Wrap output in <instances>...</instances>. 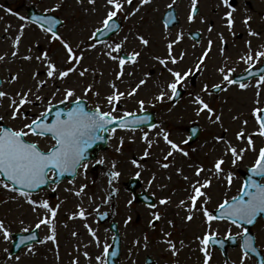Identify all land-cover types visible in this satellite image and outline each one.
I'll return each mask as SVG.
<instances>
[{
    "label": "rangeland",
    "instance_id": "rangeland-1",
    "mask_svg": "<svg viewBox=\"0 0 264 264\" xmlns=\"http://www.w3.org/2000/svg\"><path fill=\"white\" fill-rule=\"evenodd\" d=\"M181 1L185 0H175L174 3L181 23L173 31L168 32L161 26V13L169 4L174 5L173 0H153L150 6L147 5V12L128 15L139 5L137 0L131 10H128V4L125 3L124 11L118 13V20L123 21L122 30L105 42L97 43L89 37L96 29L103 27L102 20L110 7L106 0H95V4H89L88 0H0V56L4 57L0 60V77L3 81L1 90L8 93L0 105V117H3L0 124L20 129L24 123L39 118L52 105L60 103L66 88H74L76 95L86 100L91 108L99 105L101 110L111 111L113 106L107 103L106 97L113 94V84L119 92L125 93L114 104V116L149 111L155 113L158 119L157 126L151 130L112 133L110 149L101 155L99 161L104 162L100 163L98 170L93 171L88 165L87 170L82 168L76 180L34 194L33 200H47L52 208L58 206L57 214L51 220L55 226L56 242L47 240L51 235L50 226L42 225L38 231L41 241L45 242L12 255V238L6 241L0 233V264H74V261H78V264H105L104 247L107 245L109 249L113 237L110 229L112 223L118 224L122 237L119 264H146L148 257L155 264H203L201 239L206 234L215 233L216 237L227 238L230 231L231 236L239 239L243 235L242 227L227 221H213L209 229L203 210L207 208L210 212L218 209L225 200L229 201L236 196L243 180L239 171H245L257 162L264 145V137L258 134L259 114L255 112L256 109H264V83L256 79L241 89L239 85H231L224 80V75L231 79L233 72L244 71L250 64L257 66L264 63V57L256 58L258 51H264V0H237L238 5L232 13L234 24L231 29L225 17L229 10L221 5L220 0H201L199 3L203 17L207 16L209 21H213L210 26L206 20H186L188 3L184 6ZM57 4L60 5L57 11H47ZM29 8L58 16L63 22L58 29L59 35L77 54L83 53L84 58L77 70L64 80L48 78L46 61L36 59V56L47 52L57 69L65 70L72 66L66 61L67 53L63 44L59 40L53 41L50 33L28 21ZM248 17L251 19L246 24L245 19ZM196 31L202 34L199 43L186 35ZM250 32L258 35H251ZM18 35H21V39L17 47L14 45ZM181 35L182 39L173 43L171 50V57L177 59L174 64L169 56L168 44L177 41ZM139 36L147 39L149 44L143 45ZM209 41H212L211 51L200 63ZM92 43L96 44L95 48L88 47ZM116 43L123 47L113 55L140 53L135 63H125L124 74L120 79L116 78L120 71L118 60L105 55L109 51L106 45L114 46ZM13 51L17 52L15 57L12 56ZM249 54L253 56L251 61L247 60ZM26 56L32 59H24ZM161 59L166 61V66L159 62ZM198 64L199 69H196ZM84 68L88 71L81 77L79 72ZM169 68L182 75L201 70L194 84L189 77L183 81L181 86L185 93L176 104H173L168 89V84L174 79ZM13 76L18 79L12 81ZM42 80L46 83L37 92L36 85ZM140 80L146 83L139 87L135 95L128 96L127 93ZM216 84L222 85V90L212 93L211 88ZM88 85H92V91L85 95L84 89ZM205 85L208 86L206 92L203 90ZM29 88L33 89L28 97L32 102L23 106L16 120L11 119V99L19 100L16 94ZM57 88L61 91L57 92ZM161 92L166 93L163 102L155 99ZM36 95H40L42 100H36ZM197 95L214 110L215 114L211 118L207 110L198 114L200 105L194 103ZM140 100L145 102L143 110L140 108ZM217 116L219 120H216ZM194 123L202 127V134L196 143L188 145L185 143L189 136L187 129ZM241 132L244 137L238 138L237 134ZM145 133L151 142L150 148L143 139ZM165 134L188 155L171 149V145L164 140ZM248 137L252 138V144L248 143ZM26 139L38 143L45 151L54 143L49 138L35 135H29ZM231 148L237 150V156H233ZM146 150L149 152L147 157L144 156ZM169 151H173V155L165 160ZM219 160L224 163L221 165L222 171L217 173L215 164ZM164 163H168L169 167H162ZM198 168L204 169L199 176L196 175ZM116 171L120 172V176L113 178L111 173ZM229 175L232 178L230 184ZM135 176L142 184L138 193L144 191L152 195L157 203L154 208L149 209L138 203L128 191L127 183ZM185 176L188 179H184ZM197 181L200 184H196ZM205 181H211V185L201 188L205 195L198 198L195 210H192L193 185L200 187ZM82 185H87V188L78 197L74 193ZM53 189L56 192L55 198L50 197ZM165 198L169 203L160 204V200ZM81 207L87 219H71L72 214L77 213ZM105 212L109 220L102 224L98 214ZM155 213L160 214L159 220H155ZM189 214L193 216L191 221L187 219ZM44 215L51 217V213L43 208L33 211L32 206L18 193L10 194L0 186V220L4 221L11 234L25 232V228L32 231ZM129 217L131 221L126 224ZM86 225L95 231L99 245ZM252 231L257 247L264 254V221L260 220ZM167 241L175 244L177 255H173ZM208 250L212 257L210 264H241L243 252L240 247L229 251L228 262L220 251L209 246ZM85 252L89 254L88 257L84 256ZM244 264H256V260L248 256Z\"/></svg>",
    "mask_w": 264,
    "mask_h": 264
},
{
    "label": "snow or ice",
    "instance_id": "snow-or-ice-1",
    "mask_svg": "<svg viewBox=\"0 0 264 264\" xmlns=\"http://www.w3.org/2000/svg\"><path fill=\"white\" fill-rule=\"evenodd\" d=\"M89 4H95V0H88ZM133 0H106V4L110 6L107 10L105 18L102 20V28L96 29L89 39L95 40L96 34L99 32H106L111 31L117 25L113 23L114 18L117 17L118 13L124 11L125 3L132 4ZM152 0H139V5L142 7L143 5L151 4ZM175 0H173V4ZM223 3L226 7H229L231 10L226 13V20L228 27L231 29L232 25L234 24V20L232 19V13L235 9L230 4V0H223ZM196 5L197 0H192V10L188 16V20L191 22L194 19V15L196 13ZM60 5H55L52 9L47 11L55 12L59 9ZM169 8L172 7V4L168 5ZM11 10H9L10 12ZM140 11V7H136L133 12H130L128 15H135L136 12ZM127 18V17H125ZM20 19H24L20 17ZM251 17L245 19V23H248ZM35 22L41 25V30L47 33H50L51 39L53 41L59 40L62 44L64 49H66V61L71 67L66 68L65 70H59L56 67V64L50 60L48 57L47 52L42 53L39 56H36L37 60L46 61L47 63V77L48 78H57L60 80H64L67 78L70 73H73L77 70V66L83 60V53L77 54L74 49L70 46V44L63 39L62 36L59 35L58 31L55 30V27L59 20L52 16L46 17H37L35 18ZM46 25V27H45ZM211 30V29H209ZM20 33H23V27L20 29ZM251 35H258L257 33L250 32ZM21 35H18L15 38V45H19ZM125 41L127 37L124 38ZM138 39L141 43L145 46L149 44V41L145 39L143 36H139ZM182 39V35L177 38V41L168 44L169 49V56L171 57V50L173 43L178 42ZM212 41H209L208 48L203 53L202 57L200 58V63H203L204 58L208 56V53L211 51ZM109 51L105 53L110 59L118 60L120 71L116 74V78L120 79L124 72V65L126 61L135 63L136 58L140 55L139 52H133L125 56H116L113 53H119L122 49L123 45L120 43H116L113 45H106ZM88 47L95 48L96 44L92 43ZM17 52L13 51L12 56H16ZM260 57H264V51H258L256 53V58L259 59ZM182 58V57H181ZM4 57L0 56V60H3ZM24 59H32L31 56H26ZM172 63H177V59L175 57H171ZM243 59V58H242ZM253 56L249 54L247 56V60L251 61ZM159 62L162 65L166 66V61L161 59ZM197 69H199V64L197 65ZM88 71L87 68H84L79 72V75L83 77L85 73ZM168 71L171 73L172 77H174L173 81L168 84V89H170L171 96L170 98H175L179 95L178 86L182 84V81L189 75V73H184L183 75L179 71H174L173 69L169 68ZM191 70H189L190 72ZM223 72V69H220ZM18 79L17 76L12 77V81ZM224 80H226L229 84L236 83L235 80L229 79L228 75H224ZM259 82L264 83V75L259 77ZM46 81H39L36 85V91L39 90L44 86ZM145 80H140L139 84L132 89L131 92L127 93L128 96H133L136 94L139 87L145 84ZM240 88L244 89L247 87V84L240 83ZM111 87L114 89L113 94L108 95L106 97L107 103L110 106H113L111 111H103L101 110L100 106L97 105L95 109L89 110L84 107L83 100L76 95V91L74 88H66L64 89V99L60 101V103H66L71 99L72 107H70L66 112H57L55 116V120L52 123L47 122V115L51 111V108L47 109L45 112L40 114L39 118H34L31 122H26L23 124V127L20 129H14L11 127H0V177L4 179H0V186L4 189L18 193L19 197H23L24 200L32 206L33 211L38 208H43L46 212L51 213V217L48 215H44L39 222L36 223L35 228L39 229L42 225L50 226L51 235L47 237V240H51L53 243L56 242V231L54 224L51 223V220H54L57 211V208H52L47 200L43 202H38L32 199V196L36 189H39L42 185H46L51 183H55L57 176H64L66 173L72 174L75 176L77 174V170L79 168H84L87 170L88 163H86V152L89 147L98 139H100L99 133L103 131H108L109 125L117 124L119 128L125 129L129 126L130 121L127 117L133 116V113H125L124 116L117 117L114 116L112 113L115 111L114 104L118 103L120 98L125 95L123 92H119L116 89V86L113 84ZM213 87L219 89L220 85L216 84ZM259 87V84L257 85ZM205 92L208 90V86L205 85L204 89ZM57 92H60L61 89L57 88ZM90 91H92V85H88L84 89V94L87 95ZM33 89L29 88L27 91L18 92L16 95L19 97V100L12 98L11 99V119L16 120L21 115V109L27 103H31L28 99L29 94H32ZM99 95V93H96ZM8 93L5 91H0V105L3 103V98L6 97ZM165 92H161L155 99L163 102L165 99ZM36 100H42L40 95L35 96ZM51 103V102H49ZM194 103L200 105L198 109V114L207 110L210 114V118L214 115V110L206 103L199 95L195 97ZM141 110L144 109L145 102L143 100L139 101ZM260 109H256L255 112L257 114L260 113ZM220 117L217 116L216 120H219ZM257 119L259 121L260 131L259 135L264 136V119H261L259 115H257ZM0 120H3V117H0ZM147 120V117L143 119H137L132 123L141 124ZM247 121H245V124ZM155 127V125H153ZM111 131L115 132V128L111 129ZM29 135H35L38 137H48L50 140L54 141L51 147L48 148L47 151L42 149L40 145L36 142H32L27 140L26 137ZM238 138H243L244 133H238ZM143 139L148 142L149 148L151 147V142L148 141V135L145 133ZM220 139V138H217ZM164 140L167 144L171 145V149L175 151L182 152L183 155L187 156L188 153L176 145L173 141L168 138V135H164ZM187 141H185L186 143ZM248 143L252 144V138L248 137ZM121 144H123V140H121ZM231 153L233 156H237V150L235 148H231ZM149 152L146 150L144 156L147 157ZM173 155V151H169L168 154L164 157L165 160L168 157ZM104 161H98V163H103ZM134 164L137 162L134 160ZM224 163L223 160L217 161L215 164V170L217 173L222 171L221 165ZM139 166V165H137ZM115 167V164H113ZM164 168H168L169 164L164 163L162 165ZM203 168H198L196 175L199 176L201 172H203ZM255 174L264 176V148L260 150L259 159L257 160L256 167L253 169ZM113 178L119 177L120 172L116 171L111 173ZM184 179H188V177H184ZM231 175L228 177L229 184L231 183ZM11 185L18 186L12 187ZM111 183V180L109 181ZM196 184H200L199 181ZM211 185V181H205L204 184L197 187L195 184L193 185L194 188V195L191 196L192 201V210H195L196 202L199 197L204 196L205 193L201 191V188L208 187ZM87 188V185H82L78 191L74 194L76 196H81L84 193V189ZM55 191V189H53ZM247 197V199H245ZM15 198V197H14ZM210 199V198H209ZM169 203L168 199H161L160 204H167ZM206 203V202H205ZM181 204H184V201H181ZM204 216L207 218V222L209 225V229H211L212 222L216 220H230L232 224H237V222H243L246 224H253L256 222V217L260 214H264V183H258L255 180H251L250 183L246 182L244 188L242 189L241 195L239 197H234L231 202L225 200L223 203L219 205V215H213L211 212L208 211L207 208L203 210ZM155 220H159L160 214L155 213ZM87 219L85 210L81 207L77 213H73L70 217L71 219L75 218ZM187 219L191 221L193 219L192 214L187 216ZM131 221V217L128 218L126 224ZM23 223V221H21ZM89 228V232L91 235L96 238V243L99 245L100 241L99 238L96 237L95 231L91 229L90 226L86 225ZM25 232H28L29 229L25 228ZM0 233H2L4 240L11 239V232L7 227H5V223L3 220H0ZM248 229H244V235L246 237L244 241V249L241 264H244L245 260L248 257L249 251H255L254 247L252 246V239L247 235ZM76 235V233H73ZM231 237V232L229 231V238ZM216 234L210 233L206 234L201 239V244L203 247L201 251L204 254V261L203 264H210L212 259L208 245L210 242L215 241ZM25 238H22L21 242H24ZM28 239H35L34 236L28 237ZM147 239V237H145ZM45 241H41L44 243ZM139 243V241H137ZM171 245V249L173 251V255H177V250L175 248V244L171 241H167ZM32 249L29 248V252ZM88 253L85 252L84 256L88 257ZM104 255H108V246L104 247ZM17 260L20 259L19 256L16 257ZM97 259H100L97 257ZM74 264H78V261H74Z\"/></svg>",
    "mask_w": 264,
    "mask_h": 264
},
{
    "label": "water",
    "instance_id": "water-1",
    "mask_svg": "<svg viewBox=\"0 0 264 264\" xmlns=\"http://www.w3.org/2000/svg\"><path fill=\"white\" fill-rule=\"evenodd\" d=\"M37 17H46V16L39 15V14H37L34 11V9H30V11H29V19L31 21L35 22V18H37ZM261 74L262 75L264 74V65L259 70H250L245 76H242L240 79H244L245 77L253 76V75L260 76ZM0 86H1V80H0ZM64 106L65 105H60V106H55L53 108V110L51 111V113L46 117L47 120L50 117H52V119H51V121L49 123L54 122L55 116H56V113L57 112H66V111L63 110ZM72 106H74V105H72ZM84 107L86 108V104L85 103H84ZM57 109H59V111H56ZM144 117H147V120L144 123H141V124L132 123L133 121H135L137 119H143ZM127 119L130 121V124H129V126L127 128L136 129V128H142V127H152L155 124L154 115H151V114H148V113H144V114H142L140 116H130V117H127ZM261 119H264V111L262 112ZM108 128L109 129H113V128L117 129L119 127H118L117 124H112V125H109ZM103 132H104L103 135H101V132L99 133L100 139L96 140L91 145V147H89L87 149V152H86V161H90V160L94 159L96 157L98 151L105 150L107 148L108 131H103ZM193 138H194L193 140L196 139V137H193ZM75 176H73L72 174H69V173H66L64 176H57L56 177V180H55V183H59L61 180L65 179V178H74ZM262 177H264V176L255 174L253 172V170H251L250 171V175L249 176H246L245 183L246 182L250 183L251 180H255L256 182L259 183V180ZM46 186H47V184L46 185H42L41 187H46ZM15 187H18V186H15ZM36 190H38V189H36ZM245 199H247V197H245ZM216 215L217 216L219 215V211L217 212ZM261 216L264 217V214H260L259 216H257L256 217V220H258ZM237 223H239L241 225H245V226L248 227V233H247V235L249 237H251V239H252V246L254 247V237H253V235H252V233L250 231V228L254 225V223L251 224V225L246 224V223H243V222H237ZM20 238H23V237H20ZM245 239H246V237L243 238V245H244ZM32 240L33 239H28L25 243H22L21 246L28 244ZM213 243L218 244V246L223 250V253H224L225 256H226V246L227 245H230L232 248H235L237 246L236 239L235 238L229 239L226 242L216 241L215 240V241H213ZM254 249H255V251H249L248 254L258 256V251L256 250L255 247H254ZM243 250L245 251L244 247H243ZM118 256H119V246H118V238H117V239H115L114 252L111 255H109V258L111 260V264H113L112 259L114 260V259L118 258ZM261 259L259 261L260 264H262V260Z\"/></svg>",
    "mask_w": 264,
    "mask_h": 264
},
{
    "label": "bare ground",
    "instance_id": "bare-ground-1",
    "mask_svg": "<svg viewBox=\"0 0 264 264\" xmlns=\"http://www.w3.org/2000/svg\"><path fill=\"white\" fill-rule=\"evenodd\" d=\"M11 194V193H10Z\"/></svg>",
    "mask_w": 264,
    "mask_h": 264
}]
</instances>
